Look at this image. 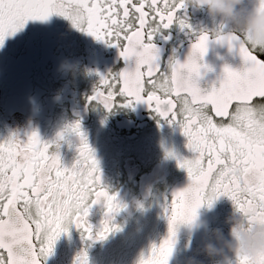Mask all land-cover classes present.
Returning <instances> with one entry per match:
<instances>
[{
	"label": "flooded vegetation",
	"instance_id": "flooded-vegetation-1",
	"mask_svg": "<svg viewBox=\"0 0 264 264\" xmlns=\"http://www.w3.org/2000/svg\"><path fill=\"white\" fill-rule=\"evenodd\" d=\"M78 2L64 0L66 5ZM134 2L145 3V11L149 13L146 20L150 27L146 26L145 32L161 23L158 17L154 19L153 8L148 7L151 0ZM165 2L174 4L180 0H157L161 10ZM179 18H186L191 31L179 28ZM129 19L133 30L139 26L135 15ZM213 26L206 12L183 9L176 13L170 29L161 27L155 33L153 44L159 49L161 72L144 77L142 95L147 99L149 92L155 91L161 98L171 99L177 106L173 123L184 119L180 115L184 94L165 96L149 81L161 83L165 71L170 77L168 61L175 57L183 63L190 52L192 33H209ZM108 39L113 44H127L123 33L119 40L115 36ZM212 43L215 42L209 44ZM215 44L220 47L215 62L230 64L234 70L242 67L235 49L230 51L227 44ZM119 51V47L97 41L58 15L43 21L29 20L23 29L6 36L0 46V144L10 137L26 141L36 133L42 143L49 145L48 154H58L66 167L79 161L78 183H90L94 175L95 190L105 189L115 195L120 208L109 221L113 230L106 238L98 239L106 209L104 201L92 206L81 224L91 226L93 239H82L81 232L71 226L56 241L46 264H75L81 253L87 254L88 264H138L142 254L150 256L152 246L158 247L168 237L166 205L171 207L173 193L190 183L177 160L193 159L196 154L186 147L182 129L165 122L147 104H135V97L121 93L123 82L117 74L126 67L134 68L135 61L125 63ZM252 51L258 58H264V52ZM97 92L101 94L99 101H88ZM108 93L112 94L110 99ZM105 99H109L112 111L103 107ZM130 100L132 107L122 106ZM260 102L261 98H255L252 103ZM234 109L235 105L230 113ZM206 111L218 124L231 122L216 116L210 108ZM77 123L98 162L99 169L95 171L92 154L81 146V137L71 131ZM232 211L233 203L227 197H220L211 207L198 209L191 225L178 226L168 264H194L193 258L196 264H209L202 254L204 244L211 240L208 230L220 229L224 238L230 239L231 226L225 221ZM36 247L39 250V241ZM227 255L228 264H235L236 257Z\"/></svg>",
	"mask_w": 264,
	"mask_h": 264
},
{
	"label": "snow or ice",
	"instance_id": "snow-or-ice-1",
	"mask_svg": "<svg viewBox=\"0 0 264 264\" xmlns=\"http://www.w3.org/2000/svg\"><path fill=\"white\" fill-rule=\"evenodd\" d=\"M148 7L153 8L154 19L158 17L161 23L145 32L149 13L145 11V3L134 0H79L72 5H66L64 0H0V46L6 36L23 29L29 20L43 21L58 15L97 41L119 47L125 63L135 61L134 68L126 67L117 74L123 82L121 93L135 97V104H147L165 122L182 129L186 147L196 154L193 159L177 160L178 167L187 172L190 183L173 193L171 207L166 205L168 237L158 247L152 246L150 256L142 254L138 262L168 264L178 226L191 225L202 206L211 207L220 197H227L241 214L250 218L264 216V126L257 127L243 116L255 98L264 102V58L253 54L237 35L213 37L209 33L193 32L186 60L181 63L171 58L167 65L170 77L165 71L161 83L149 81L165 96L184 94L180 105L184 119L173 123L177 106L171 99L161 98L155 91L144 99L142 93L144 77L151 78L161 72L159 49L153 44L155 33L161 27L170 29L176 13L185 8L183 0L174 4L165 2L164 10L159 8L157 0H151ZM134 15L139 26L133 30L129 18ZM178 26L191 31L186 18H179ZM121 33L126 45L113 44L108 39L115 36L119 40ZM210 41L227 44L230 51L235 49L242 67L234 70L226 65L219 77V87L205 93L199 87L202 67L199 61L207 54ZM100 95L97 92L88 97V101H99ZM111 95L108 93L109 99ZM109 99L103 101V107L112 111ZM233 105L235 109L230 113ZM122 106L127 108L133 104L130 100ZM208 108L231 122H214L206 111ZM71 131L81 137V146L92 154L94 171L99 169L94 153L80 132V125H73ZM48 149L49 145L42 143L36 133L26 141L10 137L0 144V264H46L56 241L73 225L81 232L82 239H93L91 226L82 225L81 221L86 220L92 206L101 201L106 212L97 238L104 239L113 230L109 221L120 211L116 196L105 189L95 190L94 175L90 183H78L79 161L66 167L60 156H50ZM77 151H81L80 147ZM36 241H39V250ZM75 264H88L87 254L81 253ZM238 264H264V257L254 261L240 257Z\"/></svg>",
	"mask_w": 264,
	"mask_h": 264
},
{
	"label": "clouds",
	"instance_id": "clouds-1",
	"mask_svg": "<svg viewBox=\"0 0 264 264\" xmlns=\"http://www.w3.org/2000/svg\"><path fill=\"white\" fill-rule=\"evenodd\" d=\"M183 4L193 13H207L214 22L209 30L212 36L237 35L249 49L264 52V0H183ZM243 116L257 127L264 126V102L253 104ZM225 222L231 226L230 239L220 229L208 230L211 240L202 254L209 264H228V253L236 257L235 264L240 257L253 261L264 257V216L250 218L233 206Z\"/></svg>",
	"mask_w": 264,
	"mask_h": 264
},
{
	"label": "water",
	"instance_id": "water-1",
	"mask_svg": "<svg viewBox=\"0 0 264 264\" xmlns=\"http://www.w3.org/2000/svg\"><path fill=\"white\" fill-rule=\"evenodd\" d=\"M220 52V47H217V44L212 43L208 46V52L203 58V60L199 61L202 65L201 67V78L199 79V87L202 92H209L213 87H219V77L221 76L220 70L224 68L226 65L231 67L230 64H219L215 62V58H217L216 54ZM228 58H232L231 55ZM206 65L207 67H203Z\"/></svg>",
	"mask_w": 264,
	"mask_h": 264
}]
</instances>
